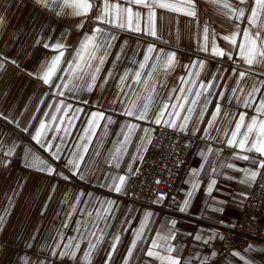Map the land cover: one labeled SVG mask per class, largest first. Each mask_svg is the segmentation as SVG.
Returning <instances> with one entry per match:
<instances>
[{
    "label": "crops",
    "instance_id": "obj_1",
    "mask_svg": "<svg viewBox=\"0 0 264 264\" xmlns=\"http://www.w3.org/2000/svg\"><path fill=\"white\" fill-rule=\"evenodd\" d=\"M95 3L99 5L100 0H95ZM136 10L141 11L142 15L147 12L146 9L134 6V11ZM58 11H60L58 4L44 8L35 0H0V18L3 21L0 23V55L9 58L4 62L5 67L0 68V113L8 117V120L0 119V145L3 146L0 148V217H2L0 264H24L25 258L28 259L29 264H39L40 261H44L45 264H77L76 260L69 257L60 259L50 255L57 243H67L68 237L79 236L73 230L77 220L99 223L104 228L103 242L92 257V264H104L112 237L116 234L120 235V242L113 254L111 264H123L131 241L135 238V230L140 227L147 212H151L152 216L147 220V227L144 229L145 239L137 242V249L130 264H145L149 258L144 257L143 251L147 249L157 231H167L172 227L170 223L172 220L176 221V239L172 243L177 248L175 254L181 256L182 264L184 260L194 256H199L201 260L206 259L207 264H245L246 260L251 264H264L263 244L250 241L244 249L222 251L220 247L222 233L208 228V224L211 223L225 228L233 227L256 183L264 184V170H261L262 174L257 177L255 184L240 183L245 179L244 172L228 168L226 165L234 164L237 169H249L255 166L248 161L234 159V149L219 142L222 131L226 128L230 131L228 121L233 116L240 111H248L249 115L252 114L251 109L238 107L229 91L235 87L233 81L236 77L232 76V69L238 67L239 71H245L246 66L236 58L235 53H233L234 63L227 57H212L199 50L203 24H210L222 36L232 30L235 21H229L223 15L224 9L211 3L210 0H197L198 21L178 13L157 9V31L160 39H156L141 33L122 30L111 24L99 23L95 20L97 15L95 7L87 17L57 15ZM87 23L91 24L90 30L85 29ZM81 24L83 27H78ZM98 25L116 39L111 41L112 47L108 49V56L101 66L96 86L92 91H88L86 87L75 91L68 88L54 89L43 84L38 78L42 75L41 66L50 62L57 54L43 45L63 43L65 59H71L84 35L91 34ZM143 26L141 21V27ZM243 27L244 25L241 24V28ZM149 44H154L157 50L163 49L165 53H176L177 64L174 70L160 77L165 87L163 89L157 87V92L160 93L158 99L163 98L169 89H178L181 86L179 78L187 76L189 70L200 71L199 80L203 81H208L212 75L220 77L221 79L216 81L220 87L214 88L213 91L218 94L223 88L225 92L226 99L220 101L222 112L217 121V127L221 132L212 131V136L218 139L202 138L203 130L217 103L216 95L209 97L211 103L204 112L202 122L197 125L200 131L195 135L192 134V125L205 103L203 96L185 133L196 136L198 141L175 190L180 205L187 198V193L192 190L189 182L192 179V170H199V175L195 178L199 181V187L191 198L188 210L182 213L187 218L162 214L159 210L162 202L148 207L124 201L122 197L130 188L135 175H129L122 193H116L109 187L102 186L111 183L106 177L124 175L129 164L135 172L142 160L137 158L135 163H132L131 157H144L147 152L141 150L138 153L137 146L143 143V147L148 150L151 145L141 140L144 136L142 129L155 130L157 125L147 121H137L121 114L128 103V97L133 96L132 91L126 89L128 96L124 97L123 103L112 102L118 93V77L126 69L135 70L138 67V63L133 62L142 61ZM217 44L221 48L229 47L220 37L217 38ZM117 55L120 56L118 61L115 60ZM11 60H15L16 64L11 63ZM194 60L205 61L204 69L184 67ZM66 67L65 63L61 64V69ZM222 69L224 71H221ZM109 71L114 73V78L104 84L103 80ZM61 74L63 73L58 72L57 76ZM259 78L264 79V76ZM68 81L69 77L66 74L64 80L54 78V83L63 84ZM134 87L138 92H143L141 86ZM53 91H63L64 95L53 96ZM60 100L72 105L73 109L79 108L82 111L79 113V119L74 122L75 127L71 129V136L66 137L67 146L61 145L63 149L61 159L54 160L48 151L32 140L31 134H34L42 119L45 121L49 119L44 113L54 111V108H49V104L55 105ZM94 111H104L106 116L112 117L114 123L109 124L105 130V121L100 122V128L96 130L88 154L81 164L80 171L84 176L81 179L79 175L73 176L69 168L65 167V163L71 158L73 145L77 143V138L86 126L90 113ZM224 113L228 115L225 116ZM9 120L14 123H9ZM128 123L138 124L139 128L131 137L132 143L127 146V153L123 156L120 167H110V153L117 146V141L122 139L121 129ZM25 128L28 129L27 132L23 131ZM153 133L154 131H151V138ZM53 135L56 133H47L48 138ZM60 135L64 134L61 132ZM59 142V140L52 141L54 145ZM9 147L13 148L12 154L5 155L4 152ZM209 148L212 149L211 152L208 151ZM202 152L207 155V162L201 156ZM33 156L44 160L55 168L56 172L63 173L70 179L65 180L62 176L49 175L36 167L27 166ZM201 164H204L202 170ZM212 168L216 169L215 173L212 172ZM226 177H234V179ZM211 179H216L217 184L209 194L207 186ZM241 193H246L247 198ZM106 200L115 201V204L113 215L108 218L105 225L103 221L97 219L96 211L100 202ZM70 212L72 218L69 226L63 228L62 225ZM89 212L93 213L91 217L87 216ZM197 234L201 235L202 240L194 239ZM213 236L215 238L209 239ZM88 239L94 238L89 236ZM204 240L209 242L205 244ZM80 243L81 250L77 252V257L80 264H84L83 253L88 250L87 241ZM60 250L62 249H56L57 252ZM213 252L216 253L215 256H212ZM234 252L240 255L234 256ZM152 264L158 262L152 261ZM191 264H200V261L192 259Z\"/></svg>",
    "mask_w": 264,
    "mask_h": 264
},
{
    "label": "snow or ice",
    "instance_id": "obj_2",
    "mask_svg": "<svg viewBox=\"0 0 264 264\" xmlns=\"http://www.w3.org/2000/svg\"><path fill=\"white\" fill-rule=\"evenodd\" d=\"M35 2L44 8H48L51 4H58L60 11L56 12L57 15H72L76 17H87L95 7L97 8L95 20L99 23L111 24L122 30L141 33L156 39H160L157 31V9L178 13L198 21L197 0H123V3H121V0H100L99 5L95 3V0H35ZM210 2L224 9L223 15L229 21H235V23L232 25V30L222 36L210 24H203L201 26L199 50L212 57H227L228 60H233L234 63L233 53H235L236 58L246 66V70L239 71L238 67L232 69V76L236 77L233 81L235 87H232L229 91L235 98L238 107L246 110L251 109L252 111L251 115H249L248 111H240L233 116L228 121L230 131L227 128L224 129L219 142L234 149V159L248 161L255 166L249 169H237L234 164L226 165L228 168L244 172L245 179L241 180L240 183L253 185L256 183L257 177L262 174L261 170H264V79L259 78L264 76V0H235V2L233 0H210ZM134 6L146 9V14L142 15L139 10L134 11ZM141 21H143V28L141 27ZM2 22V18H0V23ZM241 24L244 25L243 28H241ZM78 27H83V25H78ZM218 37L227 42L229 46L227 49L221 48L217 44ZM115 39L114 35L106 33L98 25L92 30L91 34L86 33L84 35L79 47L74 50L71 59H65V45L63 43L57 42L52 45L45 43L43 45L45 48H51L57 54L51 58L50 62H46L41 66L42 75H39L38 78L42 80L43 84L54 87V89L68 88L71 91H75L86 87L88 91H92L93 87L96 86L101 66L105 63L108 56V49L112 47L111 41ZM153 53H156V55L153 56ZM119 59L120 56L117 55L115 60L118 61ZM8 60V57L0 55V68H4V62ZM10 62L16 64L15 60ZM62 63H65L67 67L61 69ZM133 63H138V67L135 70L126 69L118 77V93L112 101L113 103L117 101L123 103L124 97L128 96L126 89L132 91L133 96L128 97V103L121 113L122 115L132 117L137 121H147L157 126L186 133L189 123L192 122L193 115L196 114V107L203 96L205 103L197 115L195 123L192 125V134L195 135L196 132L200 131L197 125L202 122L204 112L208 104L211 103L209 97L216 95L217 103L206 123L202 138L218 139V137L212 136V131L221 132V129L217 127V121L221 117L222 112L220 101L226 99L223 88L218 94L213 91L214 88L220 87L216 83L218 79H221L220 77L212 75L208 81H203L199 80L200 71L193 72L189 70L187 76L179 78L181 86L178 89L171 88L164 94L163 98L158 99L160 93L157 92V87L161 89L165 87L160 77L162 74H167L174 70L177 64L176 53H165L163 49L157 50L154 44H149L142 61H134ZM184 67L186 69L198 67L203 70L205 61L194 60ZM221 71L224 70L222 69ZM58 72L63 74L57 76ZM65 74L69 77L68 82L63 84L54 83V78L64 80ZM112 78H114V73L109 71L103 83L107 84L108 80ZM197 81H199V84H197ZM136 85L141 86L143 92H138L134 87ZM52 95L63 96L64 92L53 91ZM49 108H54V111L44 113L45 117L49 119L40 121L39 127L34 134H31V138L41 148L48 151L54 160H60L63 151L61 145L67 146L66 137L71 136V129L75 127L74 122L79 119V113L82 109H73L72 105L65 104L63 100L58 101L55 105L49 104ZM224 115L227 116L228 113H224ZM0 119L8 120V117L0 113ZM101 121H105V130L109 124L114 123L112 117L106 116L104 111L91 112L86 126L77 138V143L73 145L71 158L65 163V167L69 168L73 176L79 175L81 179L84 178L80 171L81 164L88 154L92 139L96 134V130L100 128ZM9 123H14V121L9 120ZM138 128V124L128 123L121 129L120 135L122 139L117 141V146L110 153V167H120L123 156L127 153V146L132 143L131 137ZM23 131L27 132L28 129L25 128ZM142 131L144 136L141 140L151 144L150 133L154 129L144 128ZM48 132H54L56 135L48 138ZM61 132L64 135H60ZM53 140H59L60 142L54 145L52 143ZM2 147L0 145V148ZM141 150L147 151V148L143 147V143L136 148L138 153ZM12 151L13 148L9 147L4 154L11 155ZM208 151L211 152L212 149L209 148ZM201 156L207 162V155L202 152ZM137 158L143 159L142 156L131 157L132 163H135ZM27 166L36 167L49 175L62 176L65 180L70 179L69 176L56 172L55 168L39 157L33 156ZM203 167L204 164H201V170ZM137 172H139V169L137 168L134 172L131 164H129L124 175L106 177L111 180V183L102 186L109 187L111 191L116 193H122L129 175H135ZM212 172L215 173L216 169L212 168ZM198 175L199 170L193 169L191 172L192 179L189 181L192 185V190L187 193V198L184 199L182 205L177 206L178 211L181 213L188 210L191 198L199 187V181L195 179ZM226 178L234 179V177ZM159 182V180L156 181V183ZM216 184V179L210 180L207 186L209 194H211ZM241 195L247 198L246 193H241ZM164 199L165 196L159 194L154 203H160ZM114 204L115 201L111 200L101 201L99 208H97V219L103 221L105 225L108 218L113 215ZM219 210L222 211L223 209ZM92 215L93 213L91 212L87 213L89 217ZM151 216V212L145 213L144 221H141L140 227L135 230V238L131 241L123 259V264H130L133 253L137 249V242L145 239L144 229L147 227V220ZM71 218L72 213L70 212L62 225L63 228H68ZM0 220H2V217H0ZM170 223L172 227L168 228L167 231H157L151 238L147 249L143 251L144 257L149 258L145 264H152V261L158 262V264H182L181 256L175 254L177 248L172 243L176 239V221L172 220ZM73 230L79 236L68 237L67 243H57L50 255L60 259L69 257L72 260H76L77 264H80L77 252L81 250L80 241L86 240L88 250L83 253V262L84 264H92V257L103 242L104 228L99 223L77 220ZM89 236L94 239H88ZM213 238L215 237L213 236L209 239ZM194 239L200 241L202 237L197 234ZM119 242L120 235H114L112 243L107 250L104 264H111ZM203 242L207 244L209 240H204ZM56 249L62 250L57 252ZM215 255L216 253L213 252L212 256ZM233 255L239 256L240 254L234 252ZM192 259L200 261V264H207V260H201L199 256L186 259L183 264H191ZM241 259L244 258L241 257ZM24 264H29L27 258H25ZM39 264H45V262L40 261ZM245 264H251V262L246 260Z\"/></svg>",
    "mask_w": 264,
    "mask_h": 264
},
{
    "label": "built area",
    "instance_id": "obj_3",
    "mask_svg": "<svg viewBox=\"0 0 264 264\" xmlns=\"http://www.w3.org/2000/svg\"><path fill=\"white\" fill-rule=\"evenodd\" d=\"M86 30L91 29L87 23ZM198 138L193 135L156 126L152 143L122 199L126 202L153 207L159 194L165 199L160 206L162 214L187 218L178 211L180 201L176 187L188 165ZM159 180V183L156 181ZM211 231L221 232V250L244 249L250 241L264 245V184L256 183L243 205L236 224L231 228L208 224Z\"/></svg>",
    "mask_w": 264,
    "mask_h": 264
},
{
    "label": "bare ground",
    "instance_id": "obj_4",
    "mask_svg": "<svg viewBox=\"0 0 264 264\" xmlns=\"http://www.w3.org/2000/svg\"><path fill=\"white\" fill-rule=\"evenodd\" d=\"M197 144V143H196Z\"/></svg>",
    "mask_w": 264,
    "mask_h": 264
}]
</instances>
